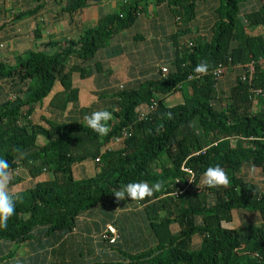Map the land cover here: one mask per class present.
<instances>
[{
    "label": "trees",
    "instance_id": "1",
    "mask_svg": "<svg viewBox=\"0 0 264 264\" xmlns=\"http://www.w3.org/2000/svg\"><path fill=\"white\" fill-rule=\"evenodd\" d=\"M101 1L36 0L38 12L25 15L35 18L49 8L51 22L66 15L71 22ZM15 14L8 11L0 30L12 25L18 36L22 29L14 24L25 15ZM151 26L152 34L142 31ZM34 27L40 41L43 27ZM257 28L261 33H248ZM125 31L128 51H153L155 59L108 97L110 132L100 136L79 120L99 109L65 118L67 104L80 93L73 76L107 77L100 60L123 53L111 44ZM202 62L206 74L195 71ZM220 67L225 70L216 80ZM225 73L235 77H227L223 89ZM57 85L62 91L54 94ZM176 94L181 102L167 105ZM47 99L57 118L40 116L42 123L34 124L30 118ZM154 104L138 117L141 105ZM122 129L127 138L109 147ZM0 156L10 163L8 190L16 207L0 228V263L40 264L44 258L46 264L51 256V264H264V185L242 175L245 168L264 175V0H120L116 11L78 36L47 41L14 62L0 60ZM84 162L94 165L93 175L83 171L77 179L73 169ZM215 165L228 173L227 186L203 182V173ZM19 166L34 182L13 192L22 181ZM45 173L49 179L35 180ZM133 181L162 187L144 201L118 200L115 192ZM233 212L257 216V222L225 227L233 223ZM117 214L127 222L115 245L95 246L94 238L77 233L83 217L98 229ZM20 245L29 256L12 258L6 248Z\"/></svg>",
    "mask_w": 264,
    "mask_h": 264
},
{
    "label": "crops",
    "instance_id": "2",
    "mask_svg": "<svg viewBox=\"0 0 264 264\" xmlns=\"http://www.w3.org/2000/svg\"><path fill=\"white\" fill-rule=\"evenodd\" d=\"M119 2L120 0L101 1L97 4L90 5L79 11V13L76 14L71 19V22H68L69 18L67 17V15L64 20L61 19V21L56 22L59 19L58 17H56L54 21L51 22L50 19L52 17L54 18V15H52V10L49 8H44L41 12L38 13V15L35 18H34L35 15L33 16L25 15L27 14L28 11L35 10L38 12V8H36L37 6L36 0H0V23L1 20L7 16L9 10L14 11L16 13L15 15L20 13V17L22 15H25V17H21L18 24H14L15 26H18V28L22 29L20 35L16 36L15 33H11L10 30L12 28V25L11 26L6 25V27L0 30V43L3 46L2 48H0V60H10V58H12V60L14 61L16 56L21 53H24L25 50L27 51L29 49H33L34 47H40L41 44L48 41L49 37L52 35V33H54L56 29H64V32L66 34L76 37L84 29L89 27H94L97 24L98 20L103 16H105L106 14H110L111 12L116 11ZM2 7L3 9H1ZM142 21L144 20H141V22ZM36 23H41V26L43 27L42 38L40 41H35L33 36V32L35 30L34 25H36ZM151 27L152 28H149L148 30L143 28L142 31L146 30L147 34H152L154 31V27L153 26ZM128 38L129 36L127 34V31L120 33L118 36L115 37V40H112L111 48L114 49V48L123 47L124 48L123 53L118 57L124 58V56H127L129 59L134 61V64L138 63L143 67L141 68L138 67L137 65L132 66L133 64H130L127 60L128 63H126V65L124 66V73L122 74V70L118 67V65H122L121 62H117L114 65H112L113 64L112 60L117 57L103 58L102 55H105L104 54L105 50H101L102 58L100 61L102 62L103 67L112 70L113 68H115L117 70V73L114 71V75L117 76V78L113 77L112 79L105 81L103 83L104 85L98 86L94 84V82L97 80L95 79V76H93L92 78L85 80V81H89L90 84L89 82L85 83L82 88L83 90L85 89L87 92H92V93L102 91V89L111 91V89L115 86L117 81H119L121 84H123L126 87L128 83H133L136 79H138V76L141 74V71L144 68V66L146 68L148 65H150L151 62L154 61L155 54L153 53V51H151V53L149 54H146L143 50L132 51V52L128 51V49L130 48H129V44L127 43L131 42ZM139 54H144L146 60L145 63L144 62L139 63V59H138ZM105 61L109 65L113 66V68L107 67L104 64ZM164 65L165 62H163L160 65V67H165ZM125 67H127L128 69L126 70ZM87 166L83 165L82 163L81 166H79L78 168L80 169L79 173L81 174L83 171L86 172ZM86 218L87 217H83L80 220L79 231L76 232L79 233L82 237H84V239L94 238L95 246H97L99 244L97 241V236L101 233V231L104 229L107 223L102 226H99L98 229H95L88 224ZM123 221L127 222L126 218L121 216L120 214H117L115 223H117L118 225L119 224L124 225L125 223ZM128 223H133V219L131 220V222ZM43 259L40 260L41 261L40 264L45 261ZM47 259L48 261L47 260L46 261L48 262V264H51L52 261H54V258L51 256H48Z\"/></svg>",
    "mask_w": 264,
    "mask_h": 264
},
{
    "label": "clouds",
    "instance_id": "3",
    "mask_svg": "<svg viewBox=\"0 0 264 264\" xmlns=\"http://www.w3.org/2000/svg\"><path fill=\"white\" fill-rule=\"evenodd\" d=\"M59 32L61 33L60 35L58 34ZM65 38H72V36L64 33V29H56L54 33H52V35L49 37L48 41H57ZM2 47L3 46L0 43V48ZM116 57L117 58L113 57L115 59L112 60L113 62L112 65H114L117 62L128 63L125 61L126 59H124L123 57H118V56ZM116 59L118 60L115 61ZM104 64L107 67L113 68V66L106 63V61L104 62ZM103 69L108 70L107 77H103L99 74V78L96 79L97 81L104 83L105 81H108L113 77L117 78V76L114 75V71L117 73V70L115 68H113L112 70L103 67ZM161 69L166 70L165 67H162ZM195 71L197 73L206 74L208 71V64L202 62L201 64L196 66ZM76 77L78 78L79 81H81L79 85H75L73 81V86L74 87L77 86L75 88L80 90L78 101L76 103H68L67 109L65 111L66 113H69V111L71 110L73 112H76V114L78 115V112L82 110H87L90 108L95 109V107L98 106L97 103L99 102V100L97 99L99 97L96 93H100L102 91L108 92V94H106L107 97V95L110 96L115 92L126 88L123 84L117 81L115 86L111 89V91L102 89V91L96 93L87 92L85 89L84 90L82 89L83 87L79 88L81 85H83V82L85 80H81L79 76ZM54 91H55L54 94L60 93L62 91V88L59 85H57L54 88ZM100 99H104V98H100ZM49 102L50 99L45 100L41 110L45 108V111L51 115L52 109L49 106ZM107 107H109V104L106 105L104 108H98L99 109L98 111H94L91 114L79 118V120H81V123H83L84 125H88V127H90L94 132H96L100 136H106L110 132V125L107 122L112 119V113L106 109ZM155 107L156 104L150 107H148L147 105H141L136 110V113L139 114L138 117L141 119L144 118L151 110H154ZM36 113L40 114L39 116L36 117V121H38L40 116H46L43 113H40L39 111L34 112L33 113L34 115H32V117L30 118L34 124L37 123L33 120V116H35ZM114 138L115 139L110 143L109 147H112L113 145L118 147L121 143H123L124 139L127 138L124 129H122L120 134L115 136ZM9 170H10V163L8 159L4 158L3 156H0V228H6L9 219L16 212L15 200L8 190ZM46 175L47 173L44 174L45 177H47ZM203 177H204L203 182L209 187L227 186L230 183V178L228 173L220 165L208 167L206 171L203 173ZM161 187H162L161 183L149 184V182L147 181H133L124 185L120 190L116 191L115 196L118 198V200H124L126 197H128L131 200L144 201L146 198L152 197L155 194V192L161 189ZM115 219L116 216H114L113 219L105 225L104 229L97 236L98 243H105L108 246H112L121 241L122 224L118 225L117 223H115ZM138 222L141 223V220L138 219ZM195 240H198L199 243V239H194V242ZM10 262L11 260H7L0 264H11ZM46 264H48V262H46Z\"/></svg>",
    "mask_w": 264,
    "mask_h": 264
},
{
    "label": "rangeland",
    "instance_id": "4",
    "mask_svg": "<svg viewBox=\"0 0 264 264\" xmlns=\"http://www.w3.org/2000/svg\"><path fill=\"white\" fill-rule=\"evenodd\" d=\"M205 22H200V24L204 25ZM249 34L253 35V34H259L261 33V29L260 28H257L255 29L254 31H249L248 32ZM124 58L126 59L125 61L130 63V64H133L132 66H138V67H143L142 65H139L138 63H135L134 64V61H132L131 59H129L127 56H124ZM139 63L141 62H146L145 60V57H144V54H139ZM10 60H12V58H10ZM118 59H116L115 61H117ZM14 62V61H13ZM147 64V63H146ZM126 65V63H122V65H118V67L122 70V74L124 73V66ZM125 69L127 70L128 68L125 67ZM76 77L75 75L73 76V81H74V84L75 85H79L81 83V81L78 80V78H74ZM229 78L230 79V82L234 80V77L235 76H226V73L224 75V77L222 78L221 80V83H223V89H225V86H226V78ZM89 81H84L83 82V85L85 83H88ZM90 84V82H89ZM83 85H81L79 88L83 87ZM77 87V86H75ZM227 88V87H226ZM97 95H104L105 98L104 99H100V98H97L99 100V102L97 103V107H95V109H98V108H104L106 105L110 104L109 102V99H108V95L106 97V94H108V92H105V91H102L100 93H96ZM178 102H181V98H180V95L179 94H176L168 99H166V104L167 105H174V104H177ZM40 113H43L44 115H46L48 117V119H56L57 116H53V115H50L48 112L45 111V108H43L42 110H39ZM34 115V114H33ZM40 114L39 113H36L35 116H33V120L37 123H42V121L40 120V118L38 119V121H36V117L39 116ZM67 116L65 118H68V119H74L78 117V115L76 114V112H73V111H69V113L66 114ZM44 140L43 138H39L37 143L38 145H41L43 144ZM83 165H88L87 166V169H86V172H85V175L87 176H92L93 174V171L95 170V167L92 163L90 162H84ZM79 166L81 165H78L76 167H74V175L75 177L78 179L80 176H83L84 173H79L80 169ZM17 175L20 176V179L22 180L20 183H18L17 185H15L12 189L13 192L15 191H18V190H23L25 189L29 184H31L33 181H30V177H29V174L28 172L24 169L23 166H19V169L16 171ZM243 177L249 181V182H252L254 184H257L259 186H262L264 185V175L257 169H243ZM9 178H10V175H9ZM47 178L49 179V177L47 176ZM46 177L44 175L36 178L35 180L36 181H42V180H45ZM232 217H233V223L226 226L225 227H230V228H233V227H236L238 226L239 224L242 223V221H255L257 222V216H250V215H247V216H240L238 215L236 212H233L232 214ZM244 219V220H242ZM195 239H198V238H195ZM194 245L197 246L198 245V240H195L194 242ZM9 250V253H11L12 255L15 254V257L17 258H25V257H28L30 252L28 251L27 249V246L25 245H22V246H12L11 248H6ZM14 255L12 256V258H15Z\"/></svg>",
    "mask_w": 264,
    "mask_h": 264
},
{
    "label": "built area",
    "instance_id": "5",
    "mask_svg": "<svg viewBox=\"0 0 264 264\" xmlns=\"http://www.w3.org/2000/svg\"><path fill=\"white\" fill-rule=\"evenodd\" d=\"M247 67H249V70H252V64L248 65ZM225 68L224 67H220L216 72H215V76H216V80L220 79L222 77V74L224 72ZM152 109V108H151ZM117 141V140H116Z\"/></svg>",
    "mask_w": 264,
    "mask_h": 264
}]
</instances>
